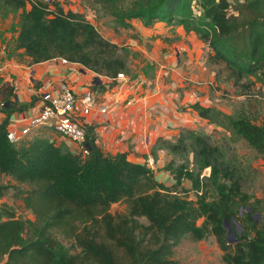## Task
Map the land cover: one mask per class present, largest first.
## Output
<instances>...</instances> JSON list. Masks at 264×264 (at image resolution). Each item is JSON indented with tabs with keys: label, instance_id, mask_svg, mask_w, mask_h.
<instances>
[{
	"label": "trees",
	"instance_id": "trees-1",
	"mask_svg": "<svg viewBox=\"0 0 264 264\" xmlns=\"http://www.w3.org/2000/svg\"><path fill=\"white\" fill-rule=\"evenodd\" d=\"M103 1L113 5L108 14L119 17L124 28L141 20L193 30L210 49L207 62L218 73L224 70L233 86L249 88L253 82L245 83L246 77L264 85V0H128L121 8L114 0ZM0 2L1 10L20 11L15 47L30 63L64 58L109 78L127 72V50L105 38L84 14L64 9L60 0ZM1 89L11 93L8 84ZM7 102L8 114L17 110L8 98L2 106ZM190 107L264 160L263 124L198 102ZM8 120L0 121V174L22 187L20 199L34 219L22 220L0 206V264H174L175 248L185 235L195 240L213 235L224 264H264V221L252 216L260 201L250 200L243 190L246 171L224 161L210 135L185 129L174 140L156 141L155 149L171 154L189 148L197 163L193 174L168 161L172 181L165 184L145 163L132 162L125 153L105 154L90 128L84 131L88 155L81 157L41 136L10 143ZM206 167L213 189L209 198L200 177ZM184 179L198 193L196 201L178 195ZM11 187L0 183V195ZM114 203L124 204L125 211L111 213ZM232 220L241 233L229 243L224 224Z\"/></svg>",
	"mask_w": 264,
	"mask_h": 264
},
{
	"label": "crops",
	"instance_id": "crops-1",
	"mask_svg": "<svg viewBox=\"0 0 264 264\" xmlns=\"http://www.w3.org/2000/svg\"><path fill=\"white\" fill-rule=\"evenodd\" d=\"M25 7L29 9L30 6ZM12 14L7 11L0 15V121L9 119L7 130L24 125L39 111L43 104L39 96L44 90L56 94L61 83L69 84L78 97L90 90L96 101L89 113L82 114L79 104L76 107L84 131L92 130L97 146L105 154L125 153L128 160L137 163L152 158L153 168L150 169L156 178L161 176L158 181L165 184L172 181L165 168L170 153L155 149L158 139L174 140L185 129L198 131L199 123L207 126L205 129L223 130L207 123L190 107L195 102L212 107L209 92L203 89L209 88L207 83L215 74V67L206 59L210 49L193 30L175 22L157 21L144 25L141 20H131V26L122 28L126 33L136 29L138 38L163 42L162 49L151 51L156 61L160 59L162 69L159 65L153 69L148 62L141 63L137 59L130 65L128 59L124 80L97 75L76 62L62 63L60 58L30 63L23 49L15 47L18 24L15 32L11 31ZM100 33L117 43L108 33ZM124 43L126 40L122 41ZM7 84L11 86L10 94L1 89ZM5 98L17 110L8 114V102L2 106ZM101 107L105 110L101 111ZM34 135L48 138L70 151L74 147L68 139L47 127L33 130Z\"/></svg>",
	"mask_w": 264,
	"mask_h": 264
},
{
	"label": "rangeland",
	"instance_id": "rangeland-1",
	"mask_svg": "<svg viewBox=\"0 0 264 264\" xmlns=\"http://www.w3.org/2000/svg\"><path fill=\"white\" fill-rule=\"evenodd\" d=\"M64 9H70L77 11L89 17V20L95 25L97 30L102 33H108L117 43L127 50L128 59L130 65L133 60H140L148 62L154 69L155 65H159L160 59L155 60V57L151 55V51L155 48L162 49L163 42L160 43L157 39H145L138 38L137 30H131L130 33H126L124 24L119 21V17H112L108 13L111 11V4L104 2L103 0H60ZM116 2V8L122 6H128L130 1L128 0H114ZM119 5V6H118ZM5 10V9H4ZM1 10L0 15L7 14V11ZM18 12H13L11 31L15 32V26L19 23ZM18 22V23H17ZM126 27V26H125ZM12 32V33H13ZM126 43L122 44V41ZM162 69V68H161ZM216 72L212 75L209 88L207 90L209 96V103L211 106L220 110L223 113H229L232 115L241 114L248 116L258 124L264 125V85L257 82L254 77H246L245 83L252 81L249 88H243L242 86H233L230 78L227 77V73L224 70L218 73V67L215 68ZM151 69L148 70L150 73ZM153 71V70H152ZM164 71V70H163ZM197 93L198 90H195ZM197 130L202 133H209L214 143L219 146L223 153L224 161H235L236 164L246 171L244 174L245 182L243 183V190L251 195V201L258 199L260 202L256 204L257 214L259 219L264 221V160L255 156V153L248 148L245 141L237 138L234 134L229 135L223 130H210L205 129L207 126L202 124L197 125ZM205 130V131H204ZM186 153L169 154L168 161L172 163V166H183L191 171L193 174L198 172L197 163L194 158L193 152L188 148ZM170 158V159H169ZM255 167L252 168L248 167ZM256 171V172H255ZM201 177V175H200ZM161 176H158L157 180ZM167 177L164 179L166 180ZM164 182V181H163ZM201 184L207 189V197L213 196V189L209 186V181L206 176L201 177ZM0 183L12 185L4 194L0 195V206H6L13 209L16 212L18 218L22 220H33L34 216L29 209H26L23 202L20 199V192L22 187L15 183L9 176L0 174ZM178 195L191 201H196L198 193L191 189V181L184 179L181 188L178 189ZM200 193V192H199ZM126 206L122 203H114L111 205L110 212L117 213L125 211ZM144 221V219H141ZM203 218L197 221V224H201ZM231 223L233 231L231 234L237 236L241 233V227L239 223L234 220ZM228 228V227H227ZM239 230V231H238ZM60 241L69 246L62 236L59 235ZM222 251L217 246L213 235H207L206 237L195 240L191 235H185L174 252V264H224L222 261Z\"/></svg>",
	"mask_w": 264,
	"mask_h": 264
},
{
	"label": "built area",
	"instance_id": "built-area-1",
	"mask_svg": "<svg viewBox=\"0 0 264 264\" xmlns=\"http://www.w3.org/2000/svg\"><path fill=\"white\" fill-rule=\"evenodd\" d=\"M62 63H68L64 58H60ZM116 78L124 79V73H118ZM40 99L43 102L39 111L29 117L24 125L7 130L6 137L8 141L16 146L31 139L32 131L47 127L52 129L56 134L65 137L73 145L72 152L79 154L81 157L88 155V149L84 145L85 133L81 121L78 119L76 107L81 106L82 114H87L94 106L96 96L92 91H87L78 97L71 86L61 83L58 86L57 93L50 90H44L40 93ZM104 111V107L100 108ZM153 159H147L145 164L153 168ZM210 168L206 167L201 172V177L208 176Z\"/></svg>",
	"mask_w": 264,
	"mask_h": 264
},
{
	"label": "water",
	"instance_id": "water-1",
	"mask_svg": "<svg viewBox=\"0 0 264 264\" xmlns=\"http://www.w3.org/2000/svg\"><path fill=\"white\" fill-rule=\"evenodd\" d=\"M252 216H253L255 221H258L257 219H259V215L257 213H254ZM232 221H234V220H232ZM230 225H231V223H229V221L225 222V224H224V227H226V228L228 227L227 228L228 231H227V236L226 237H227V240H228L229 243L234 241L236 239V236H237L236 234H231L230 233L231 231H233V228Z\"/></svg>",
	"mask_w": 264,
	"mask_h": 264
}]
</instances>
